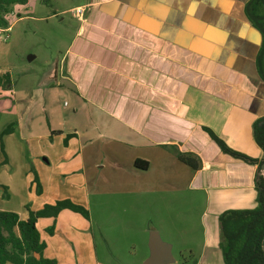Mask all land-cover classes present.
<instances>
[{
    "label": "crops",
    "instance_id": "crops-1",
    "mask_svg": "<svg viewBox=\"0 0 264 264\" xmlns=\"http://www.w3.org/2000/svg\"><path fill=\"white\" fill-rule=\"evenodd\" d=\"M246 3L86 0L62 11L76 22L56 65L32 88H13L11 82L7 86L9 79L0 78V101L10 94L3 105L14 116L13 131L4 137L8 161L10 148L31 157L17 173L9 162L3 165L0 188L6 197L16 196L17 180L31 204L36 202L30 204L34 211L66 199L90 209L91 201L103 204V198L120 195L161 203L164 212L172 204L178 212L171 223L163 213L161 232L177 244L188 243L189 254L172 264H224L219 217L257 206L258 165L224 153L205 129L229 149L264 159L254 135V125L264 118L262 37L246 14ZM79 7L81 16L74 12ZM10 29L11 23L0 32ZM177 153L197 157L199 168L181 162ZM32 169L42 185L40 195L36 189L32 193ZM72 190L73 195L67 193ZM183 203L202 205L199 244V231L179 211ZM3 207L23 220L28 217L26 209ZM67 213L59 214L58 224L78 219ZM53 221L40 219L38 229L47 230ZM153 232L149 228L150 236ZM40 234L47 245L44 255L51 259L50 244ZM158 234L173 256L176 243ZM148 247L145 262L150 239ZM71 248H64L68 256ZM79 250L91 253L77 263L103 264L89 242Z\"/></svg>",
    "mask_w": 264,
    "mask_h": 264
},
{
    "label": "rangeland",
    "instance_id": "rangeland-1",
    "mask_svg": "<svg viewBox=\"0 0 264 264\" xmlns=\"http://www.w3.org/2000/svg\"><path fill=\"white\" fill-rule=\"evenodd\" d=\"M85 1L27 0L25 5L14 6L13 15L9 14L8 16L11 29L5 33L0 32V78L3 82L4 80L6 82V79L10 80L7 82V86L11 82L13 88L35 87L37 80L53 65H56L57 60H60L64 55L62 53L70 41V31L76 22L72 13L62 14L61 12L83 4ZM44 17L46 19H43ZM30 56H33L34 59L29 60ZM262 63L264 66V58ZM7 86L3 85L5 91ZM5 95L8 97H4L0 101V173L3 165L7 162L10 163L12 173H17L20 166H25V160L31 157L23 156L20 152L17 153L16 148L15 150L10 148L11 159L8 161V153L4 144V137L8 134H2L6 128L12 126L10 122L14 120V116L11 115V108H7L6 104L3 105L5 100L11 101L10 94L5 93ZM1 188L0 207L3 205V209L23 211L27 206L32 209L31 205H36L35 201L31 204L27 189L25 192L24 187L18 186L17 180L14 187L16 196L13 199L6 197L5 189ZM32 189V193L35 189L37 192L35 184H32ZM74 191H67V193L73 195ZM73 203L88 209L84 203L75 201ZM171 205L164 212L161 203L152 205L145 200H138L134 196H110L103 198V204L90 202V209H88L90 219L68 210L67 214H73L78 219L63 218L59 220V224L58 219L53 221L58 229L54 237L47 235L44 225H41L39 230H42L43 236L50 244L51 249L48 257L54 260L60 259L65 264H70L71 259L74 264H79L77 260L88 258V253L91 251L84 253L79 250L80 245L88 242L94 257L103 264H144V260L149 255L148 245L151 237L149 228H155L156 232L162 235L164 241L166 239L173 244L176 243L173 256L179 262L182 257L189 256L185 251L188 243L178 242L177 244L178 240H169L161 232L163 213H165L167 222L171 223L174 220L173 213L177 210L173 209ZM182 206L179 211L185 215V222L192 224L189 226L194 227V231H199V234L195 236L196 244H199L202 239L200 228L202 205L200 203L195 205L183 203ZM187 226L182 228H187ZM94 243L97 250H93ZM71 245L75 246V250L71 248V255L68 256V251L64 248H69ZM194 253L196 256L200 255L201 249L195 250Z\"/></svg>",
    "mask_w": 264,
    "mask_h": 264
},
{
    "label": "trees",
    "instance_id": "trees-1",
    "mask_svg": "<svg viewBox=\"0 0 264 264\" xmlns=\"http://www.w3.org/2000/svg\"><path fill=\"white\" fill-rule=\"evenodd\" d=\"M25 5L27 0H0V30L10 28L8 15L15 5ZM246 14L262 37L258 59L264 58V0H248ZM222 151L235 158L258 165L256 176L257 206L254 209L229 210L219 217L221 229L220 247L224 264H264V159L254 160L227 147L211 130L205 129ZM12 126L6 128L2 135L12 133ZM257 144L264 152V118L254 125ZM3 150V145H2ZM178 159L197 170L199 160L192 154L177 153ZM139 165V163H137ZM146 167V164H145ZM34 184L37 194H42V185L35 170ZM27 219L23 220L15 212L0 211V264H57L54 259L44 256L47 247L42 240L37 223L40 219H57L63 210H70L90 219L88 209L66 199L55 204H45L34 211L27 206ZM46 232L53 236L56 233L55 223Z\"/></svg>",
    "mask_w": 264,
    "mask_h": 264
},
{
    "label": "water",
    "instance_id": "water-1",
    "mask_svg": "<svg viewBox=\"0 0 264 264\" xmlns=\"http://www.w3.org/2000/svg\"><path fill=\"white\" fill-rule=\"evenodd\" d=\"M34 57L30 56L29 60H33ZM262 172L264 174V164L262 166ZM150 251L151 255L144 264H172L174 258L172 256L171 248L168 244L164 243L160 235L157 232H153L150 237ZM264 252V245H263Z\"/></svg>",
    "mask_w": 264,
    "mask_h": 264
},
{
    "label": "built area",
    "instance_id": "built-area-1",
    "mask_svg": "<svg viewBox=\"0 0 264 264\" xmlns=\"http://www.w3.org/2000/svg\"><path fill=\"white\" fill-rule=\"evenodd\" d=\"M74 12L77 16H81L84 13V9L82 7H79L76 8Z\"/></svg>",
    "mask_w": 264,
    "mask_h": 264
}]
</instances>
